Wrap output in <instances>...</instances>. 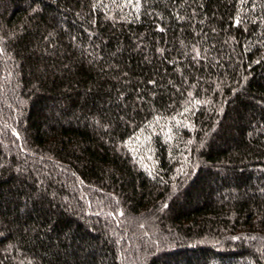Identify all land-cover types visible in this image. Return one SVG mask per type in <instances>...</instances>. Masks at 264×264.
<instances>
[{
	"label": "trees",
	"instance_id": "1",
	"mask_svg": "<svg viewBox=\"0 0 264 264\" xmlns=\"http://www.w3.org/2000/svg\"><path fill=\"white\" fill-rule=\"evenodd\" d=\"M0 264H264V0H0Z\"/></svg>",
	"mask_w": 264,
	"mask_h": 264
}]
</instances>
